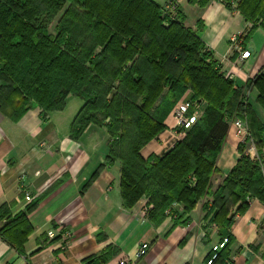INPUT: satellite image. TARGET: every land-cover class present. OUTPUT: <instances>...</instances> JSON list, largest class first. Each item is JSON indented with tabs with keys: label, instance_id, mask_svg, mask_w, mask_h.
I'll return each mask as SVG.
<instances>
[{
	"label": "trees",
	"instance_id": "obj_1",
	"mask_svg": "<svg viewBox=\"0 0 264 264\" xmlns=\"http://www.w3.org/2000/svg\"><path fill=\"white\" fill-rule=\"evenodd\" d=\"M188 1L203 7L209 0ZM221 1L232 9L234 0ZM236 2V10L249 25L239 38L248 41L255 29L264 30V0ZM161 7L155 0H0V111L16 119L32 107L43 112L62 110L67 95L77 96L83 104L71 124L70 136L77 138L89 124L106 128L109 153L105 163L120 162L119 186L125 208L146 197L152 203L146 217L157 225L173 204L189 213L208 196L211 200L202 206L203 218L215 223L220 235H227L234 217L232 207L242 212L250 196L264 194V171L258 160L246 154L245 142L237 144L239 158L212 189V177L219 173L217 154L229 129V112L236 105L237 110H246L247 104L243 108L242 103L237 104L239 90L222 74L208 50V62L198 57L206 47L183 25L184 14L177 11L179 19H173L163 15ZM62 10L54 32L38 23L39 17L50 19ZM80 20L83 37L91 36L96 45L92 50L83 44V37L80 41L71 34L74 22ZM197 25L201 30V19ZM75 46L81 49L79 55ZM136 58L146 62L141 69ZM109 59L115 64L112 73L104 69ZM185 76L193 93L189 100L206 103L201 115L163 154L141 157L140 149L165 129L166 117L187 88L181 82ZM116 82L130 92L140 89L142 104L121 99ZM245 86L258 89L257 101L264 108V75L248 79ZM102 91L104 101L113 95L103 106L104 119H111L108 124L96 122L90 113L99 109L97 93ZM156 99L158 104H154ZM126 116L128 121L123 119ZM115 123L116 127L123 124L124 130L116 132ZM124 142L128 153L118 160L114 146ZM178 222L179 217L175 218ZM0 223V237L20 252L30 230L26 214L11 216L3 205ZM226 255L224 249L214 263L221 264ZM108 256V252L92 256L83 264H102Z\"/></svg>",
	"mask_w": 264,
	"mask_h": 264
},
{
	"label": "crops",
	"instance_id": "obj_2",
	"mask_svg": "<svg viewBox=\"0 0 264 264\" xmlns=\"http://www.w3.org/2000/svg\"><path fill=\"white\" fill-rule=\"evenodd\" d=\"M155 1L162 5L166 0ZM176 1L188 25L193 27L202 20L197 36L234 86L245 91L248 79L264 75L262 28L244 41L239 35L248 24L233 4L228 9L221 0H209L203 7L188 0ZM258 36L263 40L257 42ZM246 49L250 56L240 59V52ZM247 93L251 114L245 152L264 171V108L257 101L256 87ZM191 95L187 92L182 99ZM69 96L62 110L43 112L32 107L16 119L0 111V207L6 206L11 216L24 212L30 229L20 252L0 237V264H83L106 252L109 256L102 264H119L125 258L129 264H207L211 247L225 236L230 238L221 249L226 251L225 259L236 264H264V194L250 196L242 212L232 207L234 217L227 235H220L217 225L203 218L202 206L208 200L198 202L189 213L175 203L159 224L151 223L142 211L145 198L131 208L123 206L120 162L105 163L109 153L106 128L89 124L77 138L70 136L83 101L78 98L70 106L66 104ZM195 102L201 115L205 102ZM164 124L166 128L140 149L141 157L161 155L180 139L170 114ZM240 141L236 128L229 124L217 154L219 173L212 177L213 186L235 165ZM25 194L31 198L25 199ZM177 217L180 223H175ZM50 229L55 232L53 237L46 234ZM142 243L148 249L137 259L135 252Z\"/></svg>",
	"mask_w": 264,
	"mask_h": 264
},
{
	"label": "rangeland",
	"instance_id": "obj_3",
	"mask_svg": "<svg viewBox=\"0 0 264 264\" xmlns=\"http://www.w3.org/2000/svg\"><path fill=\"white\" fill-rule=\"evenodd\" d=\"M162 0H160V2H161ZM237 0H234V2H233V6H234V9H236L235 8V6H236V2ZM109 5V4H108ZM162 7V14L163 15H165V14H170V16L173 18V19H179V17H178V15H179V13H177V11H180L182 14H183V12H182V10H181V8H180V6L177 4V1L176 0H166L165 2H163L162 3V5H161ZM75 10H77L76 12H78V13H80L79 12V9L77 8H75ZM62 12H63V10L62 11H60V12H58L56 15H54V16H51L50 17V19H48V17L47 16H41V17H39V19H38V23L40 24H44V25H46L47 26V29L50 31V32H54L55 30H54V26H55V23L59 20V18L61 17V15H62ZM242 16V15H241ZM82 20V19H81ZM81 20L80 21H75L74 22V26H73V28H72V30H71V34L73 35V33H74V35H73V37H75L77 40H80V41H82V39H81V37H83V31H82V28H81ZM183 25L186 27V28H189L190 30H191V32L194 34V35H197V31H198V25H197V21L195 22V25L193 26V27H191L190 25H188L187 23H186V21H185V18H183ZM249 26V25H248ZM242 34H240L239 36H241ZM87 36V35H86ZM261 40H263V37L262 36H258V38H257V42H259V41H261ZM92 41V42H91ZM83 44H85L88 48H89V50H92L96 45H95V43L93 42V39H92V37L90 36V38H88V37H83ZM98 46V45H97ZM75 51H76V54L77 55H79V52H81V49L80 48H77L76 46H75ZM198 57L202 60V62H204V63H206V62H208V60H209V53L207 52V49L205 50V48H202L200 51H199V53H198ZM137 60H136V65L139 67V69H141V67L143 66V64L144 63H146L145 61H144V59H143V61L142 60H139V58H136ZM114 66H115V64H114V62L113 61H111L110 59H109V61H107L105 64H104V69L106 70V71H109V73H112L113 71V68H114ZM178 69V68H177ZM176 69V70H177ZM179 69H180V65H179ZM176 72V71H175ZM145 74L146 73H143V78H144V80H147V78H145L144 76H145ZM222 74H224L225 75V73L224 72H222ZM225 77H226V75H225ZM227 79H229L228 78V76H227ZM186 80H187V76H185L183 79H181V82H183V83H185L186 84V90H185V92H184V94L182 95V97H181V99L180 100H183L182 98H183V96L187 93V92H190V93H192V89H191V87L187 84V82H186ZM230 81H232V78L231 79H229ZM93 81L92 80H90L89 81V83H92ZM233 82V81H232ZM115 85L117 86V87H115V88H118L117 90H118V92H121V94L120 95H118L121 99L122 98H124V99H126V100H131L132 102H134V103H136L137 105H141L142 104V100H143V96H142V93H140L139 92V90L140 89H137V91L135 92V91H133V92H130V91H128V90H126L123 86H121V85H118L117 84V82L115 83ZM233 85H234V83H233ZM234 87H236V86H234ZM238 90H239V96H238V98H237V100H236V102H237V104L239 103V104H241L242 103V108H243V106H244V103L245 102H247L246 104H247V106H246V110H245V108H243V109H238L237 110V105H236V107L234 108V111H232V112H229L230 114L228 115V121H229V124L231 125V121L233 120V119H235V118H242L244 121H246V124H247V122H248V119H249V116H250V114H251V108H250V106L248 105V89L249 88H246V90L245 91H242L239 87H236ZM164 90H165V87L163 88ZM112 93V92H111ZM135 93V94H134ZM69 95H71V96H69V98H68V102L66 103V104H69L70 106H72V102H77V99H78V97H76V96H73L72 94H69ZM122 95V96H121ZM192 95H193V93H192ZM192 95H191V97H189L188 99H184V100H189V99H191L192 98ZM105 96V92L104 91H102V92H98L97 93V102H98V104H99V109L98 110H93L92 112H90V113H92V114H94V117H95V120H96V122H104V124H108V123H110V121H111V119L109 118V120L108 119H104V116H103V106H105V102L106 101H108V100H110V98H111V96H113V95H108V97H107V100L106 101H104L103 99L105 98L104 97ZM6 98L8 99L9 98V96H6ZM13 98V97H12ZM193 99V98H192ZM191 99V100H192ZM180 100H178V101H180ZM194 101H196V100H194ZM193 101V102H194ZM200 101H203V100H200ZM203 102H205V101H203ZM159 103V101L156 99V101H155V103L154 104H158ZM196 104H197V102H195ZM13 105V104H12ZM205 105H206V103H205ZM248 108V109H247ZM242 110H245V111H242ZM172 111V110H171ZM249 111V112H248ZM228 112H227V114H228ZM124 114V113H123ZM122 114V115H123ZM132 115L134 114V112L132 111V113H131ZM169 114H170V116H171V118H172V115H171V112H169ZM168 114V115H169ZM125 121H128L129 120V117L128 116H126V117H124L123 118ZM173 119V118H172ZM166 120V119H165ZM165 122V121H164ZM125 123V122H124ZM173 123V122H172ZM116 124L117 123H115V124H113L114 125V128H115V131L117 132H120V131H123L124 129L122 128L123 127V124H121V123H118V127H116ZM176 127V126H175ZM165 128H166V125H165ZM177 128V127H176ZM178 129V128H177ZM163 131V130H162ZM161 131V132H162ZM179 131V133H180V139H182L183 137H184V135H185V132L184 131H182V130H178ZM160 132V133H161ZM159 133V134H160ZM158 134V135H159ZM157 135V136H158ZM156 136V137H157ZM156 137H154L153 139H155ZM179 139V140H180ZM152 139H149L147 142H146V144L147 143H149L150 141H151ZM117 142H118V140H116ZM247 141V140H246ZM241 142V141H240ZM250 143H251V141H250ZM145 144V145H146ZM244 145H245V150H246V147H247V142L246 143H244ZM124 147V148H123ZM114 150H115V152L119 155L118 157H117V159L119 160L120 159V157H121V155L122 154H126V153H128V147H127V143L126 142H124L122 145H116V146H114ZM156 156H160V155H156ZM219 184V183H218ZM216 186H213V188L212 189H214ZM141 198H145L146 199V203H145V205H144V207H143V213L144 214H146L147 213V211H148V209L149 208H151L152 207V203H149L148 202V199L146 198V197H144V196H142ZM140 198V199H141ZM202 200H208V202L211 200V198L210 197H203L202 199H200L199 200V202H203ZM137 203V202H136ZM204 204V203H203ZM207 221H209L208 219H207ZM2 223V222H1ZM1 223H0V225H1Z\"/></svg>",
	"mask_w": 264,
	"mask_h": 264
},
{
	"label": "built area",
	"instance_id": "obj_4",
	"mask_svg": "<svg viewBox=\"0 0 264 264\" xmlns=\"http://www.w3.org/2000/svg\"><path fill=\"white\" fill-rule=\"evenodd\" d=\"M250 56L249 50H242L240 52V59H246ZM197 104L191 100H180L176 103L175 107L171 111V115L174 121V125L179 130H186L190 128L197 118L200 116L198 113ZM233 127L236 128V135L241 137V142H246L249 138V132L247 130L246 121L242 118H235L232 120ZM31 197L29 194H25V199L29 200ZM47 236L53 237L55 232L53 229L47 231ZM228 243V237L225 236L222 240L211 247V253L207 258V264H213L214 261L218 258L221 249H223ZM148 244L142 243L135 252V258H141L147 251ZM119 264H129L127 258L120 260ZM224 264H236L233 260L224 259Z\"/></svg>",
	"mask_w": 264,
	"mask_h": 264
}]
</instances>
